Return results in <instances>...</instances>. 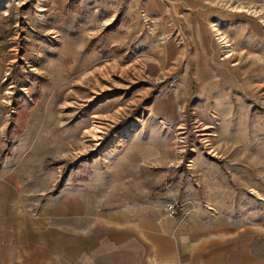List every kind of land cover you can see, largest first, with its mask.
Masks as SVG:
<instances>
[{
	"label": "rangeland",
	"instance_id": "1",
	"mask_svg": "<svg viewBox=\"0 0 264 264\" xmlns=\"http://www.w3.org/2000/svg\"><path fill=\"white\" fill-rule=\"evenodd\" d=\"M0 178L170 186L264 249V0H0Z\"/></svg>",
	"mask_w": 264,
	"mask_h": 264
},
{
	"label": "crops",
	"instance_id": "2",
	"mask_svg": "<svg viewBox=\"0 0 264 264\" xmlns=\"http://www.w3.org/2000/svg\"><path fill=\"white\" fill-rule=\"evenodd\" d=\"M90 189L62 187L32 206L0 178V264H264V249L242 228L200 220L175 188L133 199Z\"/></svg>",
	"mask_w": 264,
	"mask_h": 264
},
{
	"label": "built area",
	"instance_id": "3",
	"mask_svg": "<svg viewBox=\"0 0 264 264\" xmlns=\"http://www.w3.org/2000/svg\"><path fill=\"white\" fill-rule=\"evenodd\" d=\"M168 214L171 215V216L176 215V210H175L174 205H170V206H169Z\"/></svg>",
	"mask_w": 264,
	"mask_h": 264
}]
</instances>
